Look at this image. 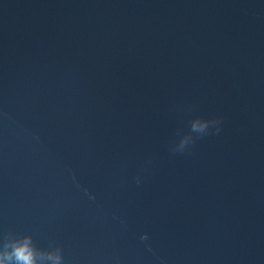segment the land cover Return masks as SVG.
I'll return each mask as SVG.
<instances>
[{
	"label": "water",
	"instance_id": "1",
	"mask_svg": "<svg viewBox=\"0 0 264 264\" xmlns=\"http://www.w3.org/2000/svg\"><path fill=\"white\" fill-rule=\"evenodd\" d=\"M25 241L264 264V0H0V251Z\"/></svg>",
	"mask_w": 264,
	"mask_h": 264
},
{
	"label": "clouds",
	"instance_id": "2",
	"mask_svg": "<svg viewBox=\"0 0 264 264\" xmlns=\"http://www.w3.org/2000/svg\"><path fill=\"white\" fill-rule=\"evenodd\" d=\"M34 255V250L27 241L15 245L11 251L5 245L4 250L0 251V264H36ZM55 260L58 262L59 257Z\"/></svg>",
	"mask_w": 264,
	"mask_h": 264
}]
</instances>
